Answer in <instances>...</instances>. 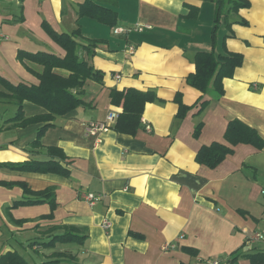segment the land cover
Masks as SVG:
<instances>
[{
    "label": "crops",
    "instance_id": "crops-1",
    "mask_svg": "<svg viewBox=\"0 0 264 264\" xmlns=\"http://www.w3.org/2000/svg\"><path fill=\"white\" fill-rule=\"evenodd\" d=\"M84 1L0 0V75L13 83H39L18 59L20 49L66 53L50 30L81 28L83 44L105 40L89 53L80 50L105 72L104 81L86 82L87 106L57 116L40 146L32 142L42 123L13 127L1 118L0 162L46 160L49 148L58 147L67 157L62 164L69 174L0 167V181L13 183H0V259L17 251L30 264H49L58 252L67 257L53 264H264L250 258L264 252V148L239 143L216 168L197 161L204 145H230L225 140L230 120H242L264 138V0H250V7L229 17L249 25L217 30V53H224V36L234 32L225 50L245 60L233 77L224 79L220 97L187 82L196 52L213 48L216 0H94L118 10L115 27L79 16ZM137 24L152 28L131 30ZM119 27L130 30L119 34ZM128 87L152 89L162 99L146 104L138 132L123 134L111 127L89 134V122L121 110L111 103V89ZM177 94L186 105L201 97L209 105L201 113L193 107L179 118ZM24 110L27 117L46 112L26 100ZM199 123L203 126L196 137ZM20 182L34 191L53 188L56 208L48 202L14 207L25 197ZM89 193L99 194L100 200L91 204L85 199ZM63 226L82 228L85 243L32 244L63 233Z\"/></svg>",
    "mask_w": 264,
    "mask_h": 264
},
{
    "label": "trees",
    "instance_id": "trees-1",
    "mask_svg": "<svg viewBox=\"0 0 264 264\" xmlns=\"http://www.w3.org/2000/svg\"><path fill=\"white\" fill-rule=\"evenodd\" d=\"M217 12L212 32L213 48L209 50H199L194 56L195 71L189 74L187 82L200 90L203 94L210 91L216 93L218 97L225 93L224 79L233 77L237 67L243 64L244 56L240 53L225 50L226 38L233 37L234 32L226 34L223 39L224 53H217L215 47L217 30L222 25L232 29L233 23L249 25L243 18L231 21V14L237 13L242 8L251 6L250 0H216ZM194 10V9H193ZM79 16H87L96 21L111 27L118 25L119 12L117 9L100 4L94 0H85L80 4L77 11ZM197 11H193L195 16ZM50 36L64 50V55H59L50 51H28L20 49L18 59L23 62L26 68L34 74L39 83L27 84L24 82L13 83L0 75V119L4 117V123L13 127H23L26 124L42 123L38 128L37 137L32 145L40 146L45 132L54 126L57 116H65L71 111L81 106H87L84 100L85 84L88 80L102 83L105 72L95 68L81 54L80 50H87L92 46L105 40L90 39L88 44H83L78 37L82 36V29L78 28L71 33H58L50 30ZM28 62L41 66L40 70L32 68ZM111 103L120 107L118 117L112 125L116 131L135 135L142 126V116L145 106L149 102L161 101L156 91L140 90L132 87L118 89L112 88L110 92ZM193 105H186L180 99L177 116L183 118L193 107L199 106L197 113H201L208 105V100H201ZM29 101L43 107L46 112L37 116L27 117L24 110V102ZM13 107V115L6 116L7 111ZM202 123H199L194 135L198 137L202 130ZM3 129V126L0 127ZM225 140L230 144L214 141L204 145L197 153V161L210 168H216L228 155L234 152V146L239 143L252 144L259 149L264 148V138L259 132L240 119L230 120L225 132ZM64 150L58 147H50L49 158L46 160H27L22 162H0V167H7L16 170L33 172H53L68 175V168L62 164L67 161ZM68 163V162H67ZM6 185L13 183L1 182ZM25 197L16 201L13 206L33 205L48 202L52 210L56 208V200L53 188L34 191L25 182H20ZM52 213L49 217H52ZM55 228V227H54ZM64 232L54 234L46 241H33L32 244H39L43 248H55L57 244L77 243L84 244L87 236L83 234V229L77 226H63ZM191 250V248H187ZM53 260L47 261L49 264L60 262L61 257H67L66 253L58 252L52 254ZM252 262H264V252L250 255ZM230 261V260H229ZM0 264H30L27 259L17 251H8L2 254Z\"/></svg>",
    "mask_w": 264,
    "mask_h": 264
},
{
    "label": "built area",
    "instance_id": "built-area-1",
    "mask_svg": "<svg viewBox=\"0 0 264 264\" xmlns=\"http://www.w3.org/2000/svg\"><path fill=\"white\" fill-rule=\"evenodd\" d=\"M152 26L150 24H137L135 25L132 29H135L137 31H144V30H147V29H151ZM130 29H123V28H116L115 29V32L119 34L122 33V32H126V31H129ZM131 50L134 49V47H130ZM115 77L117 79H120L121 78V75L119 74H116ZM118 117V113L116 111H111L107 114V117L104 121H91L87 124V132L89 134H92V135H98L102 132H105L107 131L108 129H110L112 127V125L115 123L116 119ZM149 128V127H148ZM85 199L87 201H89L91 204H94L96 201H99L100 200V196L99 194L98 195H95L93 193H89L85 196ZM110 226V223L108 221H105V227H109ZM257 237H261L260 234H257ZM213 264H219L218 262H214Z\"/></svg>",
    "mask_w": 264,
    "mask_h": 264
},
{
    "label": "rangeland",
    "instance_id": "rangeland-1",
    "mask_svg": "<svg viewBox=\"0 0 264 264\" xmlns=\"http://www.w3.org/2000/svg\"><path fill=\"white\" fill-rule=\"evenodd\" d=\"M1 106H2V105H0V111L2 110V109H1ZM12 109H13V107L10 108V111H7L6 116L9 117V116L13 115L14 111H12ZM0 124H1V119H0ZM5 136H6V135H5ZM72 264H77V263H76V262L74 263V261H73Z\"/></svg>",
    "mask_w": 264,
    "mask_h": 264
}]
</instances>
